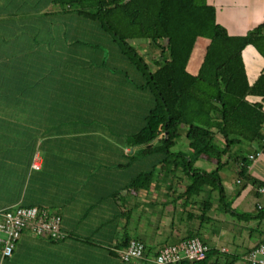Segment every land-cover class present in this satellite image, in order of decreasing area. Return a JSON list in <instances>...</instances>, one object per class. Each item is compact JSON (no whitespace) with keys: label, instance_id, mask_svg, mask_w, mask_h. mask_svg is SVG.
Returning <instances> with one entry per match:
<instances>
[{"label":"trees","instance_id":"1","mask_svg":"<svg viewBox=\"0 0 264 264\" xmlns=\"http://www.w3.org/2000/svg\"><path fill=\"white\" fill-rule=\"evenodd\" d=\"M19 2L17 12L0 13V211L43 208L59 217L64 235L23 234L0 264H154L123 261L118 251L136 240L149 256L190 238L207 246L203 257L172 264H238L239 255L208 245L190 226L194 217L209 219V199L197 201L198 214L184 207L215 189L224 211L264 218V206L247 214L224 205L218 176L229 162L238 167L239 189L264 184L246 173L247 155L232 149L258 145L262 134L261 105L246 97L264 98V73L248 84L240 52L251 44L264 58V20L229 35L205 0ZM196 38L206 44L191 74L186 63ZM135 39L153 56L145 58ZM182 136L186 150L173 149ZM200 156L214 168L194 167ZM175 172L186 181L180 192ZM161 185L156 197L182 200L186 229L181 236L168 230L154 247L130 222L137 209V224L144 203H157L139 192Z\"/></svg>","mask_w":264,"mask_h":264},{"label":"crops","instance_id":"2","mask_svg":"<svg viewBox=\"0 0 264 264\" xmlns=\"http://www.w3.org/2000/svg\"><path fill=\"white\" fill-rule=\"evenodd\" d=\"M208 5H211L214 8V19L220 24L229 35H243L247 30L252 29L259 23L264 20V0H205ZM33 3V0H31ZM23 4V3H22ZM21 5L19 0H0V13H13L18 11V7ZM4 18V17H0ZM264 35V29L262 30ZM197 39V38H196ZM205 40V39H203ZM196 41V40H195ZM195 43V42H194ZM206 44V40L204 43L195 44L196 48L202 47V52L204 46ZM194 46V44H193ZM193 49V48H192ZM192 51V50H191ZM191 54V53H190ZM241 60L243 64L244 73L246 76V81L248 84H251L256 77L260 73H264V58L262 55L256 50L254 45L247 44L245 45L241 52ZM202 56V54H201ZM201 60V57H200ZM199 60V62H200ZM199 62L196 59L188 58L186 63V70L194 74L198 68ZM246 100L249 102H259L261 105V109L264 113V98H260L259 96L249 95L246 97ZM264 125H262L263 129ZM215 142L222 144V139L219 135L214 136ZM254 145L252 143H240L236 144L232 147V149L236 150V152H240L243 155H248L252 152ZM38 157V161L40 158L38 154H35ZM201 158L208 159L207 157L200 156ZM213 161V159L209 158ZM214 164V161H213ZM224 167H227V171L229 176L232 178V184L230 181H225L224 190L226 197L230 199L229 206L231 209L240 208L241 213L254 214L255 209L259 206H264V195L258 193L254 187L251 186L250 183H246L242 188L237 191L236 185L241 184V180H239L235 173L238 169L237 165L233 163H227ZM246 173L253 179L261 181L264 183V154L261 153L259 156L255 157L253 160H250L248 165L246 166ZM227 176V177H229ZM175 183V188L177 192L182 191L185 179H173ZM186 182V181H185ZM235 185V186H234ZM237 191V192H236ZM157 192H163V186H159L158 191H154L151 188L148 191H140V198L145 196V199L157 200L156 206L152 208L149 204H143L141 206L140 211V219L142 222L140 226V222L137 225V230H145L148 236L147 241L156 247L158 243L166 234H168V226L162 231L164 233H160L161 226L165 227L164 215L168 217L169 213H174L175 210H190L194 214H198L199 210L197 209V201L200 199L208 198V208H207V216L209 219L206 222L207 225L203 226L199 224L196 220H191L190 226L199 232V237H201L208 245L213 246L217 249L224 248V252L233 253L239 255L237 263L245 261L243 256L245 252L252 247L261 237L263 236L256 230H251V227H256L264 230V218L261 220H257L254 218H236V223L233 219L226 220L224 216H226V212L223 210L222 212L215 213V209L218 203L214 201L211 196L207 197L206 193L203 191L198 196L192 198L193 203H191V207H184L181 205L182 200L177 199L175 202H163V196H158ZM167 198V197H166ZM167 199H171L168 197ZM184 207V209H182ZM149 208V209H148ZM196 211H195V210ZM148 210L150 212H148ZM220 213H222L220 215ZM230 215V214H229ZM155 216V217H154ZM231 216V215H230ZM232 217V216H231ZM233 218V217H232ZM155 219V220H154ZM180 222L183 223L181 217L178 218ZM241 222V224H240ZM153 223V224H152ZM210 226H209V225ZM219 224V226L213 227L212 225ZM134 226V225H133ZM132 226V228H133ZM181 231V230H180ZM175 233H177L175 231ZM183 233V232H182ZM211 233L210 235H208ZM155 238V239H153ZM223 239V240H221ZM151 240V241H150ZM156 240V241H155ZM222 241V242H221Z\"/></svg>","mask_w":264,"mask_h":264},{"label":"built area","instance_id":"3","mask_svg":"<svg viewBox=\"0 0 264 264\" xmlns=\"http://www.w3.org/2000/svg\"><path fill=\"white\" fill-rule=\"evenodd\" d=\"M258 145L247 155L248 160H253L262 153L264 147V127ZM38 157L34 155L30 167H39ZM258 193L264 194V184L257 187ZM259 207V206H258ZM257 207V208H258ZM23 234L58 239L64 234L60 230L59 217L52 212L38 207L12 206L0 211V258H5L12 252L16 240ZM207 246L197 238H190L178 243L157 248L155 253L149 256L143 253L142 244L136 240H130L126 248L118 251L123 261H136L142 263L145 260L154 264H172L180 260H199L203 257ZM224 251V248L219 249ZM243 259L248 264H264V244L250 247Z\"/></svg>","mask_w":264,"mask_h":264},{"label":"rangeland","instance_id":"4","mask_svg":"<svg viewBox=\"0 0 264 264\" xmlns=\"http://www.w3.org/2000/svg\"><path fill=\"white\" fill-rule=\"evenodd\" d=\"M204 41L205 40H203L202 38H197L196 39V41H195V43H194V46H193V49H192V51H191V54H190V59L192 58L193 60L194 59H196V61L197 62H199V60H200V57H201V54H202V48H203V45H202V47H199V48H196V46H195V44L197 45L198 43H201L202 42V44L204 43ZM140 41V39H135V40H132L130 43L131 44H133V45H141V46H139L140 47V49H139V51H140V53L141 54H143L144 56H145V58H150V55H152V54H154V51L152 52V53H149V49H148V47L146 46V45H143V43ZM153 56V55H152ZM186 143H185V139H183V136L182 137H180L178 140H177V142L175 143V145L173 146V149H175V150H181V151H184V150H186ZM250 161V160H249ZM193 166L194 167H196V168H198V169H201V170H204V171H209V170H211V169H213L214 168V164H213V161L212 160H210L209 158L208 159H205V158H198L195 162H194V164H193ZM227 169V167H221L220 168V170H219V172H218V176H219V181H220V185L222 186V190H223V196H221L222 198H223V200H224V205L225 204H227L228 203V206H229V201H230V199L229 198H227L226 197V194H225V188H224V182L225 181H230V184H232L231 182H232V177L231 176H229V174H228V172L229 171H227L226 170ZM176 176H178V172H175V175H174V177L176 178ZM227 176H229V177H227ZM177 179V178H176ZM183 183H185V181L183 182ZM175 184V183H174ZM213 185H215V184H213ZM233 185V184H232ZM235 186V185H234ZM216 187V186H215ZM239 187H240V185H236V188L237 189H239ZM217 191L214 189V191H212V193H210V196H211V198L214 200V201H217L219 198H218V195H217V193H216ZM264 195V194H263ZM198 199H200V197L198 198ZM217 209H215V213H217V212H222L223 211V209H221V204H220V202H218L217 201ZM223 208V207H222ZM229 208H231L230 206H229ZM149 209V208H148ZM195 210V209H194ZM197 210V209H196ZM195 210V211H196ZM235 212H237V213H240L241 212V210H240V208L239 207H237L236 209H233ZM139 211V210H138ZM148 212H150L149 210H148ZM226 212V211H225ZM137 209H136V211H134L133 213H132V219H131V222H130V228L131 229H133L132 228V226L133 225H138V223L140 222V221H138L137 222V224H135L134 222H135V220L134 219H136L137 218ZM196 213H197V211H196ZM195 213V214H196ZM222 213H220V215H221ZM230 213H228V212H226V216H224V219H226V220H229L230 221V219H233L234 220V222L236 223L237 221H235V220H237L236 218H238V215L236 214V215H229ZM181 215V212H179V211H177V210H175L174 211V213H169V215H168V217L166 216V215H164V222L162 223V224H165V227L164 226H161V229H160V233L167 227L168 228V230H170L171 229V231L173 230L174 231V229H175V231L177 232L176 234L177 235H179V236H181L183 233L182 232H184L185 231V229H186V227H185V225L182 223V222H180L179 221V216ZM155 217V216H154ZM236 217V218H235ZM155 220V219H154ZM194 220H196L195 219V217H194ZM141 223L142 222H140V226L142 227V225H141ZM153 224V223H152ZM240 224H241V222H240ZM171 225V226H170ZM201 225H203V226H205V225H207L206 224V222L204 221ZM209 225V224H208ZM210 226V225H209ZM213 227H215V226H219V224H217V225H215V224H213L212 225ZM134 227V226H133ZM264 229V228H263ZM181 230V231H180ZM262 230V229H261ZM262 231H264V230H262ZM197 233H198V235H199V232L198 231H196ZM162 233H164V232H162ZM208 235H212L211 233H209ZM263 236V238H264V235H262ZM211 237H214V236H211ZM153 239H155V238H153ZM174 239V235H173V233H172V236L170 237V239L168 240V241H172ZM221 240H223V239H221ZM156 241V240H155ZM170 241V242H171ZM222 242V241H221ZM221 249V248H220ZM225 250V249H224ZM240 264H248L247 262H245V261H242V262H240Z\"/></svg>","mask_w":264,"mask_h":264}]
</instances>
